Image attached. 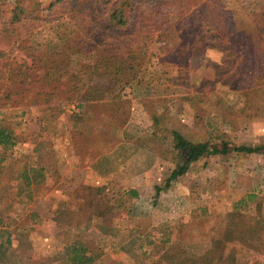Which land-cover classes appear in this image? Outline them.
Here are the masks:
<instances>
[{
	"label": "rangeland",
	"instance_id": "1",
	"mask_svg": "<svg viewBox=\"0 0 264 264\" xmlns=\"http://www.w3.org/2000/svg\"><path fill=\"white\" fill-rule=\"evenodd\" d=\"M6 1L30 7L29 0ZM215 1L225 16L231 13L242 23L264 13V0ZM151 7L165 10L156 3ZM168 35L173 39L172 33ZM212 46L216 45L211 39L199 44L189 69L171 66L170 81L161 86L159 81L166 77L163 66L156 65L151 76L134 89V110L127 126L120 131L107 129L103 139L111 142L92 154L77 155L64 116L39 121L38 111L32 108L13 109L0 116V122L12 128L20 142L15 149L0 147V229L8 231L10 259L18 264H70L66 248L82 243L89 255L96 257L92 264H168L160 255L166 248L163 241L170 237L166 235L169 225H185L182 234L171 235V244L194 243V253L201 245L204 250L211 246L210 230L217 225L221 232L232 227L241 235L259 225L257 239L243 248L249 250L246 257L241 250L236 260L234 251L229 252L232 257L220 264H264V223L260 222L264 220L263 154L204 157L171 187H164L179 162L178 153L170 146L173 127L194 143L210 138L217 142L218 134L237 146H264V74L242 77L227 86L228 78L231 84L239 69L248 66L231 70L215 66L209 52ZM155 94H166L165 104L149 102L148 107L167 114L165 126H154L141 106L138 108L141 97ZM141 149L149 152L141 156ZM150 151L158 153V167L147 174H132L131 168L148 165L152 158L146 153ZM106 152L110 155L98 159L103 163L93 166ZM26 163L46 170L33 191L20 179ZM156 187H162L160 194ZM130 190L138 196L130 195ZM250 194L256 200L235 217L234 204L247 200ZM144 238L158 244L157 252L152 244H144L145 255L139 250ZM226 238L216 240L224 243Z\"/></svg>",
	"mask_w": 264,
	"mask_h": 264
},
{
	"label": "trees",
	"instance_id": "2",
	"mask_svg": "<svg viewBox=\"0 0 264 264\" xmlns=\"http://www.w3.org/2000/svg\"><path fill=\"white\" fill-rule=\"evenodd\" d=\"M29 1V9H24L19 2L0 0V116L13 109L32 108L38 111L39 121L66 117L72 145L80 157L108 146L111 139H103L107 129L127 126L134 110V89L151 76L156 65L163 66L166 77L159 81L160 86L169 83L171 66L189 69V60L205 40H213L216 46L211 48L220 54L215 66L225 70L248 66L239 69L231 84L228 78L227 86L242 77L264 74V13L255 19L245 18L242 23L231 13L225 16L215 0ZM153 3L165 10L153 9ZM56 8L58 11H54ZM148 42L153 44L149 46ZM163 99L166 94L139 99L138 108L141 106L147 121L158 127L169 123V118L149 108L148 103L164 105ZM170 132V146L178 153L179 162L165 188L204 157L233 153L264 155V146H237L218 134L214 135L217 142L210 138L205 143H194L177 128ZM19 143L15 131L1 121L0 147L15 149ZM44 172V168L36 169L32 163H26L20 179L27 190L33 191L40 186ZM161 191L162 187H156L157 194ZM128 193L138 196L134 190ZM255 200L254 194H250L247 200L234 204L235 217ZM167 228L166 235L170 237L163 241L166 248L160 258L168 264H220L232 257L229 252L233 251L237 260L241 250L246 257L249 250L243 248L249 247L261 232L258 225L248 228V235H241L232 227L224 233L217 225L210 230L213 242L205 249L207 252L201 245L194 253V243L171 244V235L182 234L185 225ZM7 232L0 229V264H18L8 256L11 240ZM223 236L227 237L224 243L216 240ZM144 244L154 245L157 252L158 244L144 238L139 244L144 255ZM175 246L179 248L175 250ZM89 253L82 243L66 248L70 264H92L96 257Z\"/></svg>",
	"mask_w": 264,
	"mask_h": 264
},
{
	"label": "crops",
	"instance_id": "3",
	"mask_svg": "<svg viewBox=\"0 0 264 264\" xmlns=\"http://www.w3.org/2000/svg\"><path fill=\"white\" fill-rule=\"evenodd\" d=\"M211 54H212V57H214V62H218L219 60L218 59H220V54L217 52V51H215V49L214 48H211L210 49V51H209ZM208 52V53H209ZM152 122V121H151ZM153 123V122H152ZM154 124V123H153ZM152 124V125H153ZM155 126V125H154ZM152 126L149 128L150 130H152ZM120 131V130H119ZM149 150H151V148H149ZM149 150H143V149H141V150H139L138 151V154H139V152H140V154H141V156H143V155H145V152L147 151V152H149ZM73 153L74 152H72V155H73ZM111 153H113L114 154V152H111ZM75 155V154H74ZM108 156V155H110V152H106V154H104V155H102V157H99V158H96L95 159V161L93 162V166H95V167H98L99 165H101L103 162H99L100 160H101V158H103L104 156ZM146 155H148L150 158H152L151 160H149V163H148V165H141V166H136V167H133V168H131V171L130 172H132V174H136V175H142V174H147L148 173V171H150L151 172V170H152V172H153V169H155L156 167H158L157 165H155L156 163H158V161H156V159L158 160L159 159V155H158V153H156V152H153V151H150V153H146ZM106 156V157H107ZM76 157V156H75ZM134 157H136V158H138L137 156H134ZM134 157H130V159H132V158H134ZM98 159H100V160H98ZM107 159V158H106ZM63 161H64V159H63ZM81 161H82V159H81ZM81 161L80 162H78V164H80V167H82L81 166ZM106 161V160H105ZM105 163V162H104ZM62 164V166L64 165V163L62 162L61 163ZM83 165H84V163H82ZM86 165V164H85ZM160 165V164H159ZM87 166V165H86ZM127 168H130V167H128L127 166ZM45 172H46V170H45ZM134 189V188H133Z\"/></svg>",
	"mask_w": 264,
	"mask_h": 264
}]
</instances>
